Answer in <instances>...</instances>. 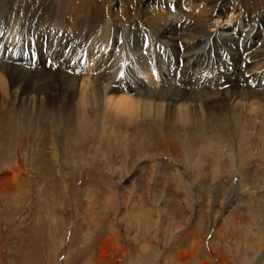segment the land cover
Returning a JSON list of instances; mask_svg holds the SVG:
<instances>
[{"label":"rangeland","instance_id":"1","mask_svg":"<svg viewBox=\"0 0 264 264\" xmlns=\"http://www.w3.org/2000/svg\"><path fill=\"white\" fill-rule=\"evenodd\" d=\"M170 1L163 0L173 12ZM0 2L8 10L16 7L17 13L24 7L42 8L60 22L68 16L94 23L105 17L107 8L115 7L123 12L122 19H114L120 32L139 0ZM196 2L193 6L198 7L186 12L195 14L203 7L198 22L205 23L213 5L222 0ZM235 3L234 22L249 17L257 21L256 27L264 28V0ZM161 23L155 19L147 26L156 29ZM214 48L212 56L220 50ZM236 65L222 72L227 83L264 90L248 81ZM256 77L264 78V67ZM215 85L212 81L211 87ZM263 113L264 107H259L252 119L242 117L237 128H209L208 135H194L187 143L149 128L104 138L95 121L86 133L73 132L66 142L72 147L67 149L70 157L62 159L67 164L62 175L14 169L16 159L19 166L28 163L23 155L34 138L14 139L19 157L12 152L0 158V264H264ZM5 128L6 123L0 129ZM175 133L182 137L181 129ZM189 157L198 163L195 172L184 164Z\"/></svg>","mask_w":264,"mask_h":264},{"label":"bare ground","instance_id":"2","mask_svg":"<svg viewBox=\"0 0 264 264\" xmlns=\"http://www.w3.org/2000/svg\"><path fill=\"white\" fill-rule=\"evenodd\" d=\"M196 1L171 0L170 12L163 0H139L120 32L114 19L123 12L115 7L94 23L68 16L60 22L42 8L24 7L17 13L16 7L8 10L0 2V128L5 123L8 128L0 129V158L12 152L18 158L16 138L31 135L34 143L23 155L28 163L22 167L16 159L14 169L62 175L67 165L62 159L70 157L67 149L72 147L66 142L73 132L86 133L95 121L104 138L149 128L187 143L194 135H208L209 128H237L242 117L252 119L257 108L264 107V90L238 88L237 82L227 83L222 72L240 59L236 66L245 78L264 89V78L256 77L264 67V28L249 17L233 21L237 0L213 5L206 22H198L203 7L195 14L186 12L198 7L193 6ZM155 19L163 24L149 29ZM215 45L220 50L212 56ZM193 158L184 164L195 172L198 163Z\"/></svg>","mask_w":264,"mask_h":264}]
</instances>
